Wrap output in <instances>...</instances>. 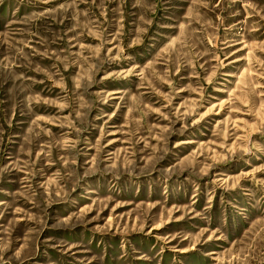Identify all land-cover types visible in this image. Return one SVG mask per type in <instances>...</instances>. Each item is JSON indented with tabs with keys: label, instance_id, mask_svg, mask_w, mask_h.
Segmentation results:
<instances>
[{
	"label": "rangeland",
	"instance_id": "1",
	"mask_svg": "<svg viewBox=\"0 0 264 264\" xmlns=\"http://www.w3.org/2000/svg\"><path fill=\"white\" fill-rule=\"evenodd\" d=\"M0 264H264V0H0Z\"/></svg>",
	"mask_w": 264,
	"mask_h": 264
}]
</instances>
